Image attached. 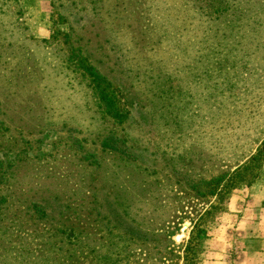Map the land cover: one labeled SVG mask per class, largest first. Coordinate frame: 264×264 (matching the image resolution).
I'll return each mask as SVG.
<instances>
[{
    "label": "rangeland",
    "instance_id": "obj_1",
    "mask_svg": "<svg viewBox=\"0 0 264 264\" xmlns=\"http://www.w3.org/2000/svg\"><path fill=\"white\" fill-rule=\"evenodd\" d=\"M4 2L0 264H244L264 46L233 1Z\"/></svg>",
    "mask_w": 264,
    "mask_h": 264
},
{
    "label": "trees",
    "instance_id": "obj_2",
    "mask_svg": "<svg viewBox=\"0 0 264 264\" xmlns=\"http://www.w3.org/2000/svg\"><path fill=\"white\" fill-rule=\"evenodd\" d=\"M18 0H5L4 4H13ZM233 5L231 8V17L233 24L232 28H240L241 30L247 31L246 35L250 37L247 45H256L257 47L264 46V0H232ZM3 4L0 6L2 7ZM119 4L116 3L114 6V13L117 12ZM12 8V7H11ZM149 8V7H147ZM122 9L126 11L127 7L122 6ZM105 13L107 11H101ZM17 16L19 13L16 14ZM112 14H109L110 18ZM117 20V19H115ZM1 27V25H0ZM118 139H112L111 148L119 153H124L122 149L118 147Z\"/></svg>",
    "mask_w": 264,
    "mask_h": 264
},
{
    "label": "crops",
    "instance_id": "obj_3",
    "mask_svg": "<svg viewBox=\"0 0 264 264\" xmlns=\"http://www.w3.org/2000/svg\"><path fill=\"white\" fill-rule=\"evenodd\" d=\"M247 196L248 203L245 205L246 209L243 211V217L240 218L239 227L244 234V242L256 243L247 248L248 251L245 252L242 259L244 264H264V247H261V244L264 243V237L261 238L263 239L261 242L249 235L250 229L255 230L261 224H264V179L252 186L248 190Z\"/></svg>",
    "mask_w": 264,
    "mask_h": 264
}]
</instances>
